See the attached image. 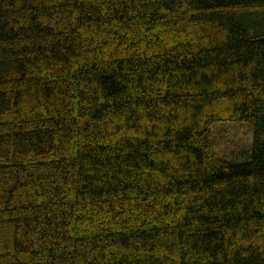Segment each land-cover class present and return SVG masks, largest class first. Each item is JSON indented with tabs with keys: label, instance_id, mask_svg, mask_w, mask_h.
<instances>
[{
	"label": "trees",
	"instance_id": "1",
	"mask_svg": "<svg viewBox=\"0 0 264 264\" xmlns=\"http://www.w3.org/2000/svg\"><path fill=\"white\" fill-rule=\"evenodd\" d=\"M0 264H264V0H0Z\"/></svg>",
	"mask_w": 264,
	"mask_h": 264
},
{
	"label": "rangeland",
	"instance_id": "2",
	"mask_svg": "<svg viewBox=\"0 0 264 264\" xmlns=\"http://www.w3.org/2000/svg\"><path fill=\"white\" fill-rule=\"evenodd\" d=\"M253 134L252 122H217L212 128V152L221 160L244 161L248 158Z\"/></svg>",
	"mask_w": 264,
	"mask_h": 264
}]
</instances>
